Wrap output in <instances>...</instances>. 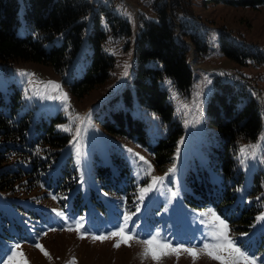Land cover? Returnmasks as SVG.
Masks as SVG:
<instances>
[{
	"label": "trees",
	"instance_id": "16d2710c",
	"mask_svg": "<svg viewBox=\"0 0 264 264\" xmlns=\"http://www.w3.org/2000/svg\"><path fill=\"white\" fill-rule=\"evenodd\" d=\"M214 1L251 6L264 2ZM153 7L156 19L140 16L135 33L131 85H124L109 98L94 113V119L110 135L149 146L156 168H163L173 163L175 148L185 131L162 81L169 79L180 97L189 98L195 78L189 63L191 46L196 55H202L208 45L196 33L186 31L176 10L169 11L167 0H154ZM109 33L127 37L134 32L127 17L103 3L93 9L90 0H0V60L6 64L20 59L50 65L63 74L62 81L78 99L111 75L114 56L103 48ZM220 49L224 55L241 60V46L222 39ZM261 111L254 92L245 83L216 77L204 104L207 132L201 149L218 183L204 169L198 178L191 171L187 177L193 193L189 206L211 207L239 233L249 232L251 221L263 209L264 171L255 170L251 183L243 186L245 176L239 157L241 146L256 142L262 131ZM61 120L60 116L37 117L25 106L17 85L13 84L7 94L0 89V190L13 189L22 181L36 182L63 199L70 216L86 214L88 223L109 211L103 194L108 195L110 205L114 200L132 204L134 180L126 159L115 151L110 153V165L98 163L92 168L94 188L73 191L78 181L73 157H63L54 165L61 156L59 151L70 142L57 130ZM150 139L153 144H149ZM47 148L60 156L44 161L41 149ZM12 156L23 159L21 164H11ZM237 189H242L250 201L238 202ZM256 234V244L264 248V228L257 229ZM11 236L25 240L28 234L15 223L11 231L5 226L0 232L2 243L13 241Z\"/></svg>",
	"mask_w": 264,
	"mask_h": 264
},
{
	"label": "rangeland",
	"instance_id": "374dc122",
	"mask_svg": "<svg viewBox=\"0 0 264 264\" xmlns=\"http://www.w3.org/2000/svg\"><path fill=\"white\" fill-rule=\"evenodd\" d=\"M90 1L93 9L102 3L109 5L116 13L127 17L133 26L134 33L131 36L107 34L103 48L114 56V65L110 77L105 82L78 99L62 81L63 74L55 71L50 65L20 59L6 64L0 60V89L7 94L15 84L21 89L25 106L32 109L37 117L42 114L46 118L51 116L62 118L57 130L67 135L70 142L65 149L59 151L61 156L59 155L60 158L54 162V165H57L63 157L69 155L73 157L78 174L77 189L86 190L93 186L92 165L110 163L112 151L126 159L135 185L132 204L127 206L126 203L117 202L123 208L120 213L119 209L114 207L113 211L100 213V216L88 223L86 214L76 218L69 217L62 208L63 200L53 196L45 188L38 187L36 182L16 183L13 189L0 190V232L5 226L11 231L16 223L20 229L26 230L28 236L25 240L11 236L9 238L13 241L5 243H2L0 238V257L7 260L5 254L10 255L9 250L12 249L17 253H23V256L16 257L19 264H24L25 260L27 264H70L72 261H75V264H220L203 252H200L195 260L186 252H181L178 257L176 254H169L159 260H153L151 255L147 257L143 255L145 245L142 241L159 234L162 240L173 247H194L200 250L207 239L208 229L204 223L206 218L200 214L212 209L188 208L192 187L189 186L187 177L191 171L192 175L198 178V174L204 169L212 181L215 182L217 179L201 149L207 132L204 104L216 77L237 79L245 83L249 89H252L261 105L262 131L256 142L242 145L239 152L245 176L243 186L251 183L252 173L255 170L259 168L264 171V139H262L264 137V60H259V57L264 56V2L251 6L231 5L214 0H167L169 11L172 12L174 8L176 17L186 31L202 37L207 42L208 49L204 54L196 55L190 41L187 39L185 41L191 46L189 63L195 74L189 98L180 97L169 79L162 81L176 118L185 132L175 148L173 163L163 168H156L149 146L137 143L135 140L110 135L100 127L99 121L94 119V113H97L109 98L119 92L124 85H131L134 74L135 33L140 16L156 19L154 0ZM176 25L178 33L180 23L177 22ZM104 27L106 28L105 25ZM222 39L241 46L243 50L240 55L241 60L233 59L221 52ZM48 82L60 86L61 92L67 96V105L58 98L60 93L45 87ZM49 96L55 98L50 99ZM75 116L83 119L75 120ZM67 127H71L72 131H65ZM77 129H80L79 135L76 134ZM153 142L154 140H149V144ZM255 145L259 147L253 149L251 146ZM21 149L26 151V148ZM242 149L247 151L242 152ZM55 153L52 149L47 148L46 151L41 149V157L45 159L44 161L58 156ZM12 157L11 164L15 161L21 164L20 160L23 159ZM140 157L144 159L141 160ZM144 161H147V164ZM23 164L27 165L25 162ZM111 166L114 168L113 165ZM154 178H159L160 183L152 187L141 201V188L149 187ZM173 192L177 195L172 196ZM236 192L241 203L248 201L244 199L240 189ZM120 214L123 215V219L120 218ZM125 216L129 217L126 229L135 236V239L128 244L121 243L118 248L114 245L119 241V237H111L103 242L93 241V236H110L111 232L124 226ZM261 216H264V201L262 211L251 221L250 231L253 235H256L257 229L264 228V221L257 219ZM77 222L83 225L79 233L75 230ZM227 225L228 236L232 241L236 236L244 238V235L250 233V231L235 232L228 223ZM81 233L84 238H80ZM16 244L20 247L12 248ZM37 244L41 245L49 255L45 256L35 246ZM236 245L250 258H254L256 264H264V248L256 255H251L240 245Z\"/></svg>",
	"mask_w": 264,
	"mask_h": 264
},
{
	"label": "snow or ice",
	"instance_id": "6c2138e0",
	"mask_svg": "<svg viewBox=\"0 0 264 264\" xmlns=\"http://www.w3.org/2000/svg\"><path fill=\"white\" fill-rule=\"evenodd\" d=\"M127 73L125 72V75ZM29 75V74H24ZM47 89H51L53 92L60 93V96L58 98H61L65 105H67V96L66 94H63L60 90V86L58 84H55L54 82H48L47 85H45ZM48 98H55L49 96ZM75 120H81L83 118L79 116L74 117ZM65 131L71 132V127H67L64 129ZM80 129L76 130V134L79 135ZM264 139V137H262ZM253 149L258 148L259 145L251 146ZM131 151V150H129ZM247 151L246 149H242V152ZM254 155V153H253ZM141 160H143V157H140ZM145 164H147V161H144ZM151 166L149 165V168ZM174 170V169H173ZM170 170V171H173ZM160 183L159 178H154L152 180V184L147 188H141L140 190V199L141 201L144 198V195L152 190V187H154L156 184ZM177 193L173 192L172 196H176ZM201 216H204L206 219L204 223H206L208 231L206 232V241L204 242L202 248L200 250H197L194 247H183V246H176L173 247L171 244L165 242L162 240L159 236V234H156L152 236L150 239H146L142 241L145 245V250L143 255L145 257L151 255L153 260H159L164 255L169 254H176L177 257L181 252H186L189 256L193 258V260L197 259L200 255V252H203L210 258L217 260L220 262V264H256V261L254 258H250L244 251H242L235 243L232 241L228 236V225L219 217L216 215V213L213 210H209L208 212L201 213ZM129 217L125 216V225L120 226L118 230L113 231L110 233V236L105 235H99V236H93V241L99 240L103 242L106 239H109L111 237H119V241L114 245V247H120L121 243L128 244L129 241L135 239V236L130 234L127 229V220ZM258 221H264V216L258 217ZM83 227L81 222H77L75 226V230L79 233L80 229ZM73 230V229H68ZM80 238H84V235L81 233ZM37 248L40 249V251L45 255L48 256L49 254L45 249L37 244L35 245ZM20 245L16 244L13 245L12 248H19ZM10 255L5 254L7 256V260H5L3 257H0V264H19L18 261H16V257L23 256V253H17L16 251L10 249ZM24 264H27L26 260L24 261ZM70 264H75V261L70 262Z\"/></svg>",
	"mask_w": 264,
	"mask_h": 264
}]
</instances>
